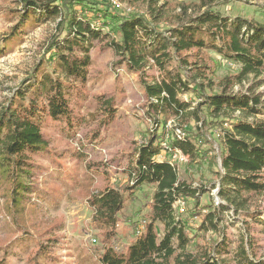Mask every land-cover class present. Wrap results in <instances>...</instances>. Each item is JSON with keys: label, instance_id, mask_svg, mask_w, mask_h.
Segmentation results:
<instances>
[{"label": "trees", "instance_id": "1", "mask_svg": "<svg viewBox=\"0 0 264 264\" xmlns=\"http://www.w3.org/2000/svg\"><path fill=\"white\" fill-rule=\"evenodd\" d=\"M164 1L120 0L147 5L145 14L122 15L114 6L109 8L113 4L110 1L20 0L26 14L20 29H13L9 35L11 40L39 21L58 23L44 62L35 66L22 81L24 88L17 89L0 110V205L16 229L14 238L3 247L6 257L14 246L36 243V254L29 260L32 264L39 256L54 260V246L34 239L32 233V229H40L36 217L43 207L34 180L38 164L28 155L49 153L44 139L49 123L62 125L75 136L81 120L74 104L80 102L89 80L92 50L103 46L115 54L120 66L138 75L147 114L157 129L139 148L127 172V185L106 187L88 200L94 225L113 241L119 214L128 199L143 186L155 188L148 222L144 221L138 238L124 252L106 247L98 256L99 263L264 264L253 237L244 234L254 227L264 234V213L247 214L253 226L246 222L236 248L229 236L221 233L226 211H246L252 198L264 194V118L257 119L264 117L263 96L254 88L234 92L251 76H264V25L225 16L214 7V0H200L194 12L182 4L176 15ZM164 23L167 28H161ZM225 66L236 72L219 76ZM98 102L102 115L112 121L116 115L114 99L101 96ZM237 113L240 117H235ZM171 121L175 123L173 129L167 127ZM207 126L220 130L215 134L224 153L221 169L215 172L220 204H204L207 210L203 214L198 207V190L180 177L172 158L177 154L190 166L202 165L207 152L198 145L199 134ZM163 152L166 157L159 160ZM205 188L200 195L209 192ZM216 188L212 185V190ZM190 200L196 201V210H183L184 217L176 204ZM195 218H201L198 231L219 237L208 250L198 253L190 250L194 230L188 221ZM157 223L163 226L161 237ZM19 235L26 238L16 240Z\"/></svg>", "mask_w": 264, "mask_h": 264}, {"label": "rangeland", "instance_id": "2", "mask_svg": "<svg viewBox=\"0 0 264 264\" xmlns=\"http://www.w3.org/2000/svg\"><path fill=\"white\" fill-rule=\"evenodd\" d=\"M105 4L113 3L117 12L122 15L134 13L145 14V3L128 4L120 0H95ZM116 2V3H114ZM172 15L180 12L182 4L196 9L200 0H165ZM214 7L225 16L232 18L243 17L255 20L264 25V0H214ZM26 14L20 0H0V110L6 106L17 89H23L22 81L34 71L35 66L46 58L45 51L51 37L56 33V20H44L37 26L22 29L21 36L11 40L9 35L15 28L20 29L23 16ZM44 19V18H43ZM166 23L161 25L165 27ZM8 41V42H7ZM217 61L219 57H214ZM92 66L89 80L80 102H75L77 114L81 123H77L75 136H70L62 126L49 123L44 128V139L48 152L38 155H28L38 164L34 180L42 195L39 199L43 207L37 214L36 220L40 225L39 231L33 230V237L39 241L46 240L51 244L54 260L39 256L35 264H100L98 256L108 246H113L117 252H124L138 238V232L148 222L155 188L143 186L128 199L123 211L119 214L116 237L113 241L96 228L92 220V210L88 200L92 194L106 187L122 188L128 183V170L134 165L139 148L147 143L157 127L147 114V100L139 77L118 64L115 54L103 47L97 46L92 50ZM44 62V61H43ZM236 70V69H235ZM229 66L221 68L218 75L225 76L235 73ZM254 88L256 94H261L264 100V76L255 79L253 76L243 85L235 88L234 92L246 93ZM101 96L113 98L116 115L110 122L102 115L98 99ZM192 96V95H191ZM188 99V96H185ZM194 106V105H193ZM240 117V114H235ZM259 115L257 119H263ZM255 118L250 119L253 121ZM173 121L169 122V129L175 128ZM188 130H191L189 128ZM218 127H203L199 134L198 145L207 152V158L202 165H193L176 160L181 178L185 179L193 189L198 190V207L206 214L204 204L218 206L219 182L215 172L221 169L223 148L216 136ZM159 129L158 134H160ZM168 138V136L166 137ZM167 142V141H166ZM164 144V143H162ZM162 157H166L162 153ZM213 159V160H210ZM199 166V167H198ZM212 185L217 188L212 190ZM209 190L201 194L203 187ZM2 202V200H0ZM195 200L178 202L177 212L196 210ZM246 211L225 212V222L221 224L222 235L229 236L233 248H236L245 232L246 222L251 225L252 220L247 214L264 213V194L251 199ZM264 217H262V220ZM194 230L191 237L190 250L198 253L205 250L219 237L213 232L198 231L201 218L188 221ZM253 226V225H251ZM158 235H163V226L156 224ZM47 231V233H45ZM15 226L0 205V264H32L29 260L36 254V243L32 245L14 246L8 248L6 257L3 248L14 237ZM199 232V233H198ZM261 229L254 227L250 233H244L254 242L258 257L264 259V234ZM45 233V234H44ZM198 235H195V234ZM44 234V235H43ZM25 236L19 235L16 240ZM26 238V237H25Z\"/></svg>", "mask_w": 264, "mask_h": 264}, {"label": "built area", "instance_id": "3", "mask_svg": "<svg viewBox=\"0 0 264 264\" xmlns=\"http://www.w3.org/2000/svg\"><path fill=\"white\" fill-rule=\"evenodd\" d=\"M114 3H116V2H114ZM177 159H179L182 162H186L187 161V159L185 157L175 154L173 156V158H172V162H176ZM181 212H183V209H181Z\"/></svg>", "mask_w": 264, "mask_h": 264}]
</instances>
